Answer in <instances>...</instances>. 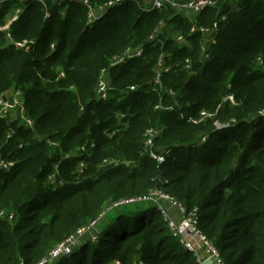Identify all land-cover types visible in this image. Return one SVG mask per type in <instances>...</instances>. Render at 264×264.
Returning <instances> with one entry per match:
<instances>
[{
    "label": "trees",
    "instance_id": "1",
    "mask_svg": "<svg viewBox=\"0 0 264 264\" xmlns=\"http://www.w3.org/2000/svg\"><path fill=\"white\" fill-rule=\"evenodd\" d=\"M139 1L126 0L92 25L83 0H44L48 18L38 0L0 6V25L13 7L22 9L12 39L0 31V93L21 90L34 120L29 129L0 118V155L16 161L0 171V264L37 263L102 213L94 235L47 264H199L159 204L112 206L153 190L186 214L197 209L198 228L225 264H264V0H221L195 17L208 27L227 15L208 61L199 58L201 35L190 33L189 17L146 12ZM24 40L34 41L30 49L16 46ZM129 47L144 53L113 65ZM163 53L171 68L157 87ZM187 57L193 69H185ZM103 70L106 99L97 94ZM202 110L214 115L193 123ZM150 128L159 130L153 150L163 163L145 146Z\"/></svg>",
    "mask_w": 264,
    "mask_h": 264
},
{
    "label": "built area",
    "instance_id": "2",
    "mask_svg": "<svg viewBox=\"0 0 264 264\" xmlns=\"http://www.w3.org/2000/svg\"><path fill=\"white\" fill-rule=\"evenodd\" d=\"M5 1H13V0H0V6ZM16 1V0H15ZM22 1V0H20ZM43 3L42 0H38ZM237 1V0H235ZM235 1L232 3V7H237ZM126 0H109L104 2L98 6H93L90 4L89 0H83V3L88 8V23L90 25L96 23L97 21L102 20L110 11V9L120 6L125 3ZM221 0H140L138 2L140 9L146 12L150 11H165L167 9H173L176 15H182L185 17L195 16L198 17L202 14L206 9L217 7L220 4ZM44 4V3H43ZM65 7V6H64ZM67 9L63 13H65ZM22 9L21 7L15 6L12 18L7 21L5 24L0 25V31H4L7 35L8 39H12V25L20 18ZM50 17V13H46V18ZM227 17L226 14L222 15L221 18H217L212 22L210 26H203L198 24L197 21H192L191 26V34L198 33L201 35V56L199 57L202 61H208L211 59V47L217 42V33L219 29L220 22L225 20ZM163 26V22L161 26ZM160 27L156 29V32L150 36L151 40L156 38ZM157 33V34H156ZM176 40L179 42L184 41L183 36H175ZM33 40H24V41H15V44L19 48L30 49V45L33 44ZM51 48L54 50L55 45H51ZM144 51L142 48H132L129 47L124 56L115 57L113 65L122 64L129 59L143 55ZM166 55L161 54L157 64L155 66L156 69V77L154 79V83L157 87H161V77L164 69H170V66L165 64ZM185 69H193L192 58L187 57L184 61ZM135 89V87H131ZM110 90V82L107 76V71L103 70L101 73L100 80L97 85V94L100 99H106L108 97ZM6 97V98H4ZM225 100H229L232 104H236L235 98L233 95H227ZM160 107V105L156 106V108ZM214 113L202 110L197 117H192L191 121L193 123H200L209 117H212ZM123 115H120V118H123ZM0 118H9L11 121H19L20 124L24 125L26 128L34 127V120L26 115L24 98L21 90H10L5 93H0ZM236 122V121H235ZM231 122V123H235ZM218 127L223 126L221 123H216ZM13 130H10L8 136L13 135ZM159 133L158 129L150 128L148 129L147 138L145 141V146L147 150L150 151L151 157L156 159L159 163H163L165 161L164 154H158L154 152V138ZM56 144V143H54ZM88 148L94 146V143L90 145L85 144L79 150L86 151ZM72 153L65 154V157H70ZM108 163V161H105ZM16 164V161L8 160L0 155V171H9ZM84 163L81 164L80 171H83ZM59 167V163L55 165V172L49 176L50 182H55V176L57 173V169ZM139 202H154L160 205V208L165 216V220L168 223L170 230L173 232L174 236L178 238V241L187 251L193 253L196 256L197 262L199 264H225L223 257L220 254L218 248L208 239V237L198 228V215L197 209H194L190 213L186 214V210L184 206L179 203L176 199L171 197L168 194L163 193L161 190H153L148 194L122 198L115 201L112 206L114 208L125 206V205H135ZM164 203H168L170 206L178 207L180 212H182L183 216L180 222H176L171 215L168 213V209L165 208ZM102 213L99 217L93 220L88 225L80 228L76 233L68 236L64 241L57 244L54 248H52L46 256H44L40 261L35 264H47L56 259H59L63 256H67L72 253L73 249L77 247V245L83 240L86 235H94L93 230L95 229L97 222L100 217L103 215ZM5 212H0V217L4 216ZM9 219H13V215L9 216ZM96 239V236L94 237Z\"/></svg>",
    "mask_w": 264,
    "mask_h": 264
},
{
    "label": "rangeland",
    "instance_id": "3",
    "mask_svg": "<svg viewBox=\"0 0 264 264\" xmlns=\"http://www.w3.org/2000/svg\"><path fill=\"white\" fill-rule=\"evenodd\" d=\"M42 1H43V3H44V4H43V7H44V9H45V17H46V13H50V11H49V9H48L46 3L44 2V0H42ZM65 9H68L67 6H65V7H63V8L60 9L62 14H64L63 12L65 11ZM13 11H14V7H13V9H11V11H10V13H9V15H8L7 21H9V20L12 18ZM189 18H190L192 21H194L195 16H190ZM201 40H202V38H201ZM125 52H126V51H124V52L121 54V56H124V55H125ZM229 87H230V86H229ZM228 95H232V94H228ZM235 101H236V100H235ZM236 103H237V102H236ZM231 122H235V120H233V121H231Z\"/></svg>",
    "mask_w": 264,
    "mask_h": 264
},
{
    "label": "crops",
    "instance_id": "4",
    "mask_svg": "<svg viewBox=\"0 0 264 264\" xmlns=\"http://www.w3.org/2000/svg\"><path fill=\"white\" fill-rule=\"evenodd\" d=\"M169 213L175 217L177 220H180L182 219V212L179 211L178 207H175V206H170L169 208Z\"/></svg>",
    "mask_w": 264,
    "mask_h": 264
},
{
    "label": "water",
    "instance_id": "5",
    "mask_svg": "<svg viewBox=\"0 0 264 264\" xmlns=\"http://www.w3.org/2000/svg\"><path fill=\"white\" fill-rule=\"evenodd\" d=\"M4 98H6V97H4Z\"/></svg>",
    "mask_w": 264,
    "mask_h": 264
}]
</instances>
